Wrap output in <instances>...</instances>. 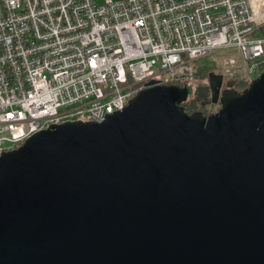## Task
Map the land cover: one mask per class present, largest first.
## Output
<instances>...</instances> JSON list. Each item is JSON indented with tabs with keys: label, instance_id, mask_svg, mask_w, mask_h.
<instances>
[{
	"label": "water",
	"instance_id": "obj_1",
	"mask_svg": "<svg viewBox=\"0 0 264 264\" xmlns=\"http://www.w3.org/2000/svg\"><path fill=\"white\" fill-rule=\"evenodd\" d=\"M221 77L209 116L152 86L3 153L0 264H264V71Z\"/></svg>",
	"mask_w": 264,
	"mask_h": 264
},
{
	"label": "built area",
	"instance_id": "obj_2",
	"mask_svg": "<svg viewBox=\"0 0 264 264\" xmlns=\"http://www.w3.org/2000/svg\"><path fill=\"white\" fill-rule=\"evenodd\" d=\"M263 27L264 0H0V156L55 124L102 123L149 87H187L210 55L251 83Z\"/></svg>",
	"mask_w": 264,
	"mask_h": 264
},
{
	"label": "trees",
	"instance_id": "obj_3",
	"mask_svg": "<svg viewBox=\"0 0 264 264\" xmlns=\"http://www.w3.org/2000/svg\"><path fill=\"white\" fill-rule=\"evenodd\" d=\"M262 32L264 33V27L262 28ZM218 64L219 59L215 57V54L201 58L194 63L195 77L193 82H197V84H190L187 86L189 89V96L188 99L181 104L188 114L200 112L208 116L212 113L210 108L215 106V104L213 103L210 78L212 75H219L217 72ZM238 86L246 89L250 86V83L241 81Z\"/></svg>",
	"mask_w": 264,
	"mask_h": 264
},
{
	"label": "rangeland",
	"instance_id": "obj_4",
	"mask_svg": "<svg viewBox=\"0 0 264 264\" xmlns=\"http://www.w3.org/2000/svg\"><path fill=\"white\" fill-rule=\"evenodd\" d=\"M223 55V53H217V54H215V57L217 58V59H219V63H220V61H221V56ZM218 69H219V64H218V66H217V72H218ZM223 73V69L222 70H220V74H222ZM244 75H245V73H244V71L241 73V74H238L237 76H235V78H233V85H234V87H238L240 90H239V92H242V91H244L245 89H243V88H240L238 85L240 84V82H241V78L242 77H244ZM227 79H228V77H227ZM228 82V81H227ZM225 83H226V81H225ZM191 84H193V85H196L197 84V82H192ZM219 107L217 106V105H215V106H213L212 108H210V111L211 112H213V111H216L217 109H218Z\"/></svg>",
	"mask_w": 264,
	"mask_h": 264
},
{
	"label": "flooded vegetation",
	"instance_id": "obj_5",
	"mask_svg": "<svg viewBox=\"0 0 264 264\" xmlns=\"http://www.w3.org/2000/svg\"><path fill=\"white\" fill-rule=\"evenodd\" d=\"M222 78V81H221V84H220V91H221V94H222V92L225 90V89H227V84L228 83H232V84H234L233 82H230L227 78H225L224 76H222L221 77ZM225 81H226V83H225ZM228 81V82H227ZM238 90H240V89H238ZM215 105H217L219 108L216 110V111H213L212 113H210L209 115H211V114H213V113H216V112H218L219 110H220V108H221V95H220V98L218 99V101L216 102V103H214ZM208 115V116H209Z\"/></svg>",
	"mask_w": 264,
	"mask_h": 264
}]
</instances>
